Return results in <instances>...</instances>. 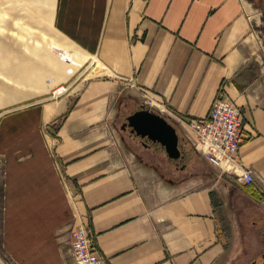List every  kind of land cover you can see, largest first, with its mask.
<instances>
[{
    "label": "crops",
    "instance_id": "obj_1",
    "mask_svg": "<svg viewBox=\"0 0 264 264\" xmlns=\"http://www.w3.org/2000/svg\"><path fill=\"white\" fill-rule=\"evenodd\" d=\"M261 25L264 0H53V28L86 59L43 92L65 84L62 96L0 122L7 248L28 264H75L70 230L87 224L108 264L262 261ZM219 95L240 109L235 159L252 184L193 147L186 122ZM142 105L175 127L177 158L131 132Z\"/></svg>",
    "mask_w": 264,
    "mask_h": 264
},
{
    "label": "rangeland",
    "instance_id": "obj_2",
    "mask_svg": "<svg viewBox=\"0 0 264 264\" xmlns=\"http://www.w3.org/2000/svg\"><path fill=\"white\" fill-rule=\"evenodd\" d=\"M52 10L53 0H0V122L39 99L53 100L62 96L65 84L46 94L43 92L62 77L72 61L86 59L77 52L68 54L71 47L52 26ZM256 31L264 52V25ZM100 66L98 62L93 73L98 72ZM2 185L0 157V264H28V257L20 256L23 253L18 255L7 248L9 233L5 228Z\"/></svg>",
    "mask_w": 264,
    "mask_h": 264
},
{
    "label": "built area",
    "instance_id": "obj_3",
    "mask_svg": "<svg viewBox=\"0 0 264 264\" xmlns=\"http://www.w3.org/2000/svg\"><path fill=\"white\" fill-rule=\"evenodd\" d=\"M194 133L193 147L207 162L222 173L235 175L244 184L256 180L249 168L239 169L240 162L235 159L238 148L245 140L240 109L226 95H219L211 105L209 113L201 120L186 122ZM259 201L264 209V181L258 189ZM70 249L75 264H108L107 260L94 246V233L87 224L77 225L71 234Z\"/></svg>",
    "mask_w": 264,
    "mask_h": 264
},
{
    "label": "water",
    "instance_id": "obj_4",
    "mask_svg": "<svg viewBox=\"0 0 264 264\" xmlns=\"http://www.w3.org/2000/svg\"><path fill=\"white\" fill-rule=\"evenodd\" d=\"M126 124L131 127V132L136 136L147 137L159 143L169 158L180 155L179 137L175 127L160 113L144 107L134 111L127 117ZM250 264H255L252 262ZM257 264H264V259Z\"/></svg>",
    "mask_w": 264,
    "mask_h": 264
},
{
    "label": "bare ground",
    "instance_id": "obj_5",
    "mask_svg": "<svg viewBox=\"0 0 264 264\" xmlns=\"http://www.w3.org/2000/svg\"><path fill=\"white\" fill-rule=\"evenodd\" d=\"M59 88H60V87H59ZM191 138H192V137H191ZM189 142H190V141H189ZM243 143H244V142H243ZM243 143H242V144H243ZM193 151H194V150H193ZM194 152H195V151H194Z\"/></svg>",
    "mask_w": 264,
    "mask_h": 264
},
{
    "label": "flooded vegetation",
    "instance_id": "obj_6",
    "mask_svg": "<svg viewBox=\"0 0 264 264\" xmlns=\"http://www.w3.org/2000/svg\"><path fill=\"white\" fill-rule=\"evenodd\" d=\"M145 142H147V141H145ZM147 144V143H146ZM147 145H149V144H147Z\"/></svg>",
    "mask_w": 264,
    "mask_h": 264
}]
</instances>
